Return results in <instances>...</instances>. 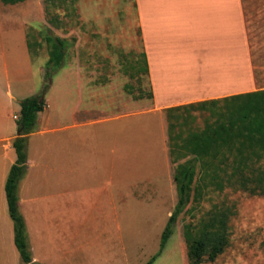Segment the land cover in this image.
I'll list each match as a JSON object with an SVG mask.
<instances>
[{
	"label": "rangeland",
	"instance_id": "374dc122",
	"mask_svg": "<svg viewBox=\"0 0 264 264\" xmlns=\"http://www.w3.org/2000/svg\"><path fill=\"white\" fill-rule=\"evenodd\" d=\"M46 31L69 41L65 64L51 76L45 94L49 112L70 124L72 110L80 103L110 119L92 126V135H105L104 142H94L85 150L91 158L81 165L77 204L66 208L64 202L61 208L64 217L78 218L82 247L78 255L84 264H146L159 250L178 196L165 110L154 108L144 71L146 46L135 1L26 0L5 4L0 0V118L5 121L17 124L13 115H20L21 102L16 100L38 95L45 85L49 59ZM249 38L264 53V28L249 32ZM180 117V122L187 121L184 129L189 131L203 127L207 118L214 120L217 112L185 111ZM68 133L56 141L62 188L70 192ZM47 175L54 172L48 170ZM107 180L112 189L125 182L127 199L108 204ZM212 188L216 189H207L210 194L201 203H191L179 216L163 253L153 264H189L184 225L206 216L215 205L232 212L230 244L215 261L203 264H264V195L228 186L211 192ZM100 196L104 206L98 205ZM69 222L68 218L65 226L69 227ZM75 227L74 222L73 231H77Z\"/></svg>",
	"mask_w": 264,
	"mask_h": 264
},
{
	"label": "crops",
	"instance_id": "0c3cea01",
	"mask_svg": "<svg viewBox=\"0 0 264 264\" xmlns=\"http://www.w3.org/2000/svg\"><path fill=\"white\" fill-rule=\"evenodd\" d=\"M134 1L146 46L155 109L220 99L257 91L264 86V53L256 49L249 38V32L264 28V0ZM46 102L45 110L39 114L38 128L29 135L28 168L18 189L19 209L25 220L27 241L35 263L84 264L78 255L82 252L78 218L68 217V214L64 217L61 208L64 202L66 208L77 204L81 165L91 158L85 150L94 142H104L105 135H92V126L110 119L77 103L70 124H67L54 118ZM15 114L13 116H17ZM63 133L69 135L70 192L68 188H62L63 171L57 161L59 144L56 138ZM16 136V122L0 118L1 264H24L17 256L14 224L5 191L9 171L17 159L13 147ZM48 170L54 175L47 177ZM105 189L108 204L127 199L125 182L115 184L112 189V183L107 180ZM129 198L133 199L131 194ZM97 202L105 205L101 196ZM106 217L110 219L109 213ZM68 218L69 227L65 226ZM74 222L77 231L72 230Z\"/></svg>",
	"mask_w": 264,
	"mask_h": 264
},
{
	"label": "trees",
	"instance_id": "16d2710c",
	"mask_svg": "<svg viewBox=\"0 0 264 264\" xmlns=\"http://www.w3.org/2000/svg\"><path fill=\"white\" fill-rule=\"evenodd\" d=\"M17 4L26 0H1ZM44 40L49 47L45 85L38 95L21 101L17 119V136L13 142L17 159L12 165L5 184L10 218L14 224V242L24 264H37L29 249L25 220L19 209L18 189L27 172V144L29 135L38 128L39 114L45 110V94L51 76L65 64L69 41L48 31ZM144 71L149 79V64L143 54ZM152 98V93H151ZM215 110L214 120H205L203 127L184 129L187 121L180 122L181 112ZM168 122L169 154L176 164L173 176L178 200L161 234L158 252L146 264H153L163 253L179 216L193 202L201 203L211 192L226 186L264 195V89L240 93L220 99L200 101L165 109ZM215 190V191H214ZM232 212L215 205L199 219L184 225L189 264L215 261L230 244L229 222Z\"/></svg>",
	"mask_w": 264,
	"mask_h": 264
},
{
	"label": "built area",
	"instance_id": "2783aa9c",
	"mask_svg": "<svg viewBox=\"0 0 264 264\" xmlns=\"http://www.w3.org/2000/svg\"><path fill=\"white\" fill-rule=\"evenodd\" d=\"M15 119H18V116H14Z\"/></svg>",
	"mask_w": 264,
	"mask_h": 264
}]
</instances>
